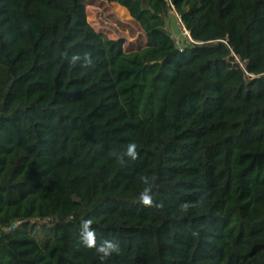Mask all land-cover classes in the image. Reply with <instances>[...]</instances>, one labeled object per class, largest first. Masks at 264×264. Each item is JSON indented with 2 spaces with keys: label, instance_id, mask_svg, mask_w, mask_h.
I'll list each match as a JSON object with an SVG mask.
<instances>
[{
  "label": "trees",
  "instance_id": "obj_1",
  "mask_svg": "<svg viewBox=\"0 0 264 264\" xmlns=\"http://www.w3.org/2000/svg\"><path fill=\"white\" fill-rule=\"evenodd\" d=\"M90 1L0 0V264H264V163L242 171L264 148V0H101L135 46ZM84 220L118 251L83 247Z\"/></svg>",
  "mask_w": 264,
  "mask_h": 264
},
{
  "label": "rangeland",
  "instance_id": "obj_2",
  "mask_svg": "<svg viewBox=\"0 0 264 264\" xmlns=\"http://www.w3.org/2000/svg\"><path fill=\"white\" fill-rule=\"evenodd\" d=\"M112 6L114 5L101 0H91L86 5L87 20L94 25H98L101 19L110 22L111 24H109L108 28L109 36L115 38L123 37L126 40L125 46L129 43H133V46L143 45L146 41V37L145 33L140 30L138 23L135 20H131L130 16H127L125 10L119 6H117V9L125 13L126 16L118 14V17L112 18ZM171 18H173V16H171ZM261 163H264V148L254 147L245 154V163L242 167V171Z\"/></svg>",
  "mask_w": 264,
  "mask_h": 264
},
{
  "label": "clouds",
  "instance_id": "obj_3",
  "mask_svg": "<svg viewBox=\"0 0 264 264\" xmlns=\"http://www.w3.org/2000/svg\"><path fill=\"white\" fill-rule=\"evenodd\" d=\"M81 61L79 55H72L69 58L70 63H77ZM93 64V58L91 54H87L83 58V62L80 64L81 67H89ZM130 158L135 160L138 157L137 145L135 142H130L126 150L119 154L118 159L123 162L124 158ZM141 183L146 185L144 190L138 196V202L145 207L158 206L155 205L152 196V181L148 176L140 177ZM187 207V206H184ZM91 220H84L81 222L80 232H79V242L83 247L87 249H95L100 255L101 260H104L112 255L113 252H117L119 249V244L113 239H104L99 244L97 243L96 233L91 227Z\"/></svg>",
  "mask_w": 264,
  "mask_h": 264
},
{
  "label": "built area",
  "instance_id": "obj_4",
  "mask_svg": "<svg viewBox=\"0 0 264 264\" xmlns=\"http://www.w3.org/2000/svg\"><path fill=\"white\" fill-rule=\"evenodd\" d=\"M176 17V25H177V30L175 33H171L170 37L173 39L174 44L178 47V49L180 51L183 50V46L181 44V38L182 37H186L188 40L193 41V39L191 38L189 31L184 27L180 17L175 14ZM91 26L95 29V30H101L103 32H105L108 36V28H109V24H111L110 22H106L104 19H101L98 22V25H94L92 23H90Z\"/></svg>",
  "mask_w": 264,
  "mask_h": 264
},
{
  "label": "crops",
  "instance_id": "obj_5",
  "mask_svg": "<svg viewBox=\"0 0 264 264\" xmlns=\"http://www.w3.org/2000/svg\"><path fill=\"white\" fill-rule=\"evenodd\" d=\"M107 3H109V2H107ZM110 4H111V5H114V6H112V8H111V9H112V12H113L112 18H114V17H118V14H121V16H122V15H123V16H126L125 13H123L121 10L117 9V6H119V7H121V8H124L125 12L127 13V16L129 15L127 9H126L124 6H122V5H120V4L116 3V2H110ZM86 15H87V10H86ZM129 16H130V15H129ZM130 18H131V17H130ZM131 20H133V19L131 18ZM109 37H111V36H109ZM145 37H146V35H145ZM111 38H115V37H111ZM116 38H117V37H116Z\"/></svg>",
  "mask_w": 264,
  "mask_h": 264
}]
</instances>
